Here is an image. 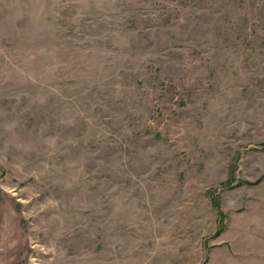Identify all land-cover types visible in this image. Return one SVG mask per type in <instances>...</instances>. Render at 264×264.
I'll return each instance as SVG.
<instances>
[{
  "label": "rangeland",
  "instance_id": "obj_1",
  "mask_svg": "<svg viewBox=\"0 0 264 264\" xmlns=\"http://www.w3.org/2000/svg\"><path fill=\"white\" fill-rule=\"evenodd\" d=\"M0 264H264V0H0Z\"/></svg>",
  "mask_w": 264,
  "mask_h": 264
}]
</instances>
